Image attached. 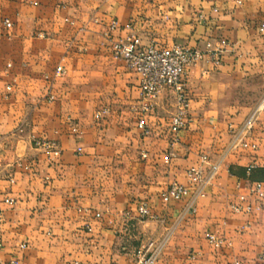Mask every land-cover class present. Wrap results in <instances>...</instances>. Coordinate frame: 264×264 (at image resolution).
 <instances>
[{
	"label": "crops",
	"instance_id": "0c3cea01",
	"mask_svg": "<svg viewBox=\"0 0 264 264\" xmlns=\"http://www.w3.org/2000/svg\"><path fill=\"white\" fill-rule=\"evenodd\" d=\"M132 34L227 43L219 66L188 68L190 123L175 142L174 92L143 115L138 77L112 57L110 40ZM250 117L244 141L257 149L231 148ZM201 154L222 158L212 184L163 203ZM253 182H264V0H0V264H134L164 238L156 264H264V204L227 210L235 185ZM143 202L154 218L139 219Z\"/></svg>",
	"mask_w": 264,
	"mask_h": 264
},
{
	"label": "built area",
	"instance_id": "2783aa9c",
	"mask_svg": "<svg viewBox=\"0 0 264 264\" xmlns=\"http://www.w3.org/2000/svg\"><path fill=\"white\" fill-rule=\"evenodd\" d=\"M4 24L9 26L8 22H4ZM117 29L118 23L116 21L111 22L109 31L113 32ZM226 46L225 41H219L216 47L207 43L203 51L180 45L166 48L156 43L144 45L140 37L135 34L123 39L110 40L109 45L113 59L124 62L126 67L138 77L143 115L153 110L154 102L162 92H174L175 109L169 123V131L174 142L177 140V134L187 129L190 123V98L186 92L188 68L205 59L210 60L215 66H219ZM63 75H65V70L62 67H57L54 77H62ZM49 100H52V96ZM252 127L253 117H250L231 140L230 147L249 148L255 151L257 149L256 144H248L244 141ZM138 128L146 133L142 119L138 121ZM51 153L54 156L58 155V151L54 149L51 150ZM168 160V157L165 158V162H168ZM221 162L222 158L217 162H213L207 154H201L199 162L185 171L187 185L171 184L161 194V201L163 203L179 202L189 195V188H194L197 196L202 195L203 189L211 185L217 177ZM252 169L251 166L246 169L247 175ZM235 191L232 201L227 205L228 212L233 215H242L251 214L262 209V204H264V182L248 183L246 186L237 183ZM6 202L11 204V201ZM190 207L192 213H194L193 202ZM136 213L141 221L154 218L144 202L136 207ZM95 217H99V215ZM206 240L214 249H220L224 244V241L213 233H207ZM165 242L166 238L157 243L149 242L141 246L135 252L134 264H156ZM9 264L19 263L12 261Z\"/></svg>",
	"mask_w": 264,
	"mask_h": 264
},
{
	"label": "rangeland",
	"instance_id": "374dc122",
	"mask_svg": "<svg viewBox=\"0 0 264 264\" xmlns=\"http://www.w3.org/2000/svg\"><path fill=\"white\" fill-rule=\"evenodd\" d=\"M9 24V26H6L4 23H3V26L5 27V29L8 31L10 28H12L13 27V25L12 24H10V23H8ZM39 34V33H38ZM39 37V36H38ZM221 41H223V40H221ZM218 44V43H217ZM217 45H215L214 47H216ZM166 48H170V47H166ZM205 48H206V45H205ZM205 48H204V50H205ZM191 49V48H190ZM198 50V49H197ZM201 51H203V50H201ZM254 90H257V88H254ZM49 99V98H48ZM54 99L52 98V101H53ZM51 101V102H52ZM41 139H37V138H32V143L33 144H35V145H40L41 144Z\"/></svg>",
	"mask_w": 264,
	"mask_h": 264
}]
</instances>
